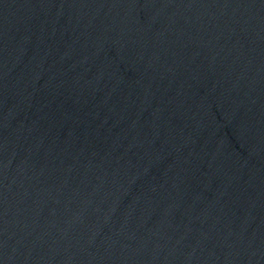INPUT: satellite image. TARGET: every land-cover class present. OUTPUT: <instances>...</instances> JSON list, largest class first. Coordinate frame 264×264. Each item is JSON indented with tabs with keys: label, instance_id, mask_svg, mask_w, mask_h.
I'll use <instances>...</instances> for the list:
<instances>
[{
	"label": "water",
	"instance_id": "water-1",
	"mask_svg": "<svg viewBox=\"0 0 264 264\" xmlns=\"http://www.w3.org/2000/svg\"><path fill=\"white\" fill-rule=\"evenodd\" d=\"M0 264H264V0H0Z\"/></svg>",
	"mask_w": 264,
	"mask_h": 264
}]
</instances>
